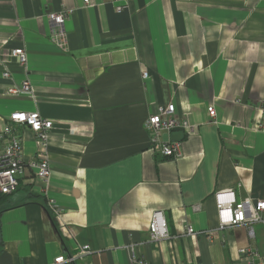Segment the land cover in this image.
Wrapping results in <instances>:
<instances>
[{
	"label": "crops",
	"instance_id": "0c3cea01",
	"mask_svg": "<svg viewBox=\"0 0 264 264\" xmlns=\"http://www.w3.org/2000/svg\"><path fill=\"white\" fill-rule=\"evenodd\" d=\"M64 10L66 52L48 20ZM0 51V134L22 140L25 164L18 188L0 197V264H240L245 248L264 256V227L254 237L245 226L221 230L215 205L228 189L264 201V0H128L121 12L114 0H0ZM25 82L31 93L10 92ZM171 104L191 128L177 159L155 153L145 129ZM14 112L53 122L47 185L32 168L39 140L9 122ZM157 211L170 237L153 242Z\"/></svg>",
	"mask_w": 264,
	"mask_h": 264
},
{
	"label": "built area",
	"instance_id": "2783aa9c",
	"mask_svg": "<svg viewBox=\"0 0 264 264\" xmlns=\"http://www.w3.org/2000/svg\"><path fill=\"white\" fill-rule=\"evenodd\" d=\"M85 3L87 4L88 0H85ZM114 3L117 12H121L126 8L128 0H114ZM69 17L70 12L66 10L48 16L51 39L64 52L68 50L67 21ZM13 56L21 64L26 65L28 62L27 53L23 49L14 50ZM4 75L9 77L10 74L5 72ZM143 78L148 81V72L143 73ZM10 92L29 94L31 93L30 83L25 82L20 88L11 89ZM208 114L210 118H216L217 112L214 106L208 108ZM9 122L26 127L38 138L42 154L39 161L32 163V168L35 170L37 179L47 185L51 180L52 170L45 150L53 129V122L43 118L37 112H14L10 115ZM178 128L191 132L189 124L176 117L175 105L159 108L158 112L150 116L145 123V129L152 140V150L167 159L179 158L182 154L181 143L164 142L162 139L164 133H171ZM22 155V140L17 135L10 130L0 134V197L9 196L18 188L19 176L25 170ZM49 205L52 213L59 216L60 212L55 203L50 201ZM215 205L221 230L245 226L248 228L249 235L254 237V226L264 227V201H254L251 198L238 201L235 191L228 189L216 194ZM188 232L194 233L193 228L189 227ZM149 233L150 240L153 242H160L170 237L168 222L163 212L157 211L152 215ZM87 254H90V249L85 246L81 249L79 256L82 258ZM76 259L75 256L69 258L60 256L55 259L54 264L74 263ZM134 263L145 264L141 260H134ZM240 264H264V256L257 249L245 248L240 251Z\"/></svg>",
	"mask_w": 264,
	"mask_h": 264
},
{
	"label": "water",
	"instance_id": "95a60500",
	"mask_svg": "<svg viewBox=\"0 0 264 264\" xmlns=\"http://www.w3.org/2000/svg\"><path fill=\"white\" fill-rule=\"evenodd\" d=\"M182 131H183V129H180V128L174 130L173 132H174V133H179V135L172 136L171 138H170V136H169L168 134H165V135L163 136V141H164V142H169V141L180 142L181 139H182V136H181V133H180V132H182Z\"/></svg>",
	"mask_w": 264,
	"mask_h": 264
}]
</instances>
